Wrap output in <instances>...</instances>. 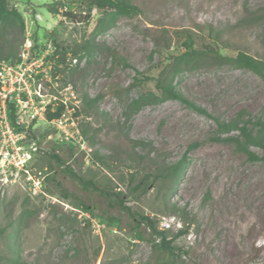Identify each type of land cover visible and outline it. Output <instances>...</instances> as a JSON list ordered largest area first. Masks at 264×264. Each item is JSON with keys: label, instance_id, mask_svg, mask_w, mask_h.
Here are the masks:
<instances>
[{"label": "rangeland", "instance_id": "obj_1", "mask_svg": "<svg viewBox=\"0 0 264 264\" xmlns=\"http://www.w3.org/2000/svg\"><path fill=\"white\" fill-rule=\"evenodd\" d=\"M125 1L141 13L88 11L80 0L9 1L26 28L20 63H0L5 105H14L19 122L16 128L10 125L1 94L0 264H11L14 253L25 264H156L151 244L131 231L129 220L96 194L83 191L62 168L50 172L46 153L58 147L60 154L54 153L75 172L124 192L133 209L152 216L160 229L174 235L182 222L170 214L161 192L152 189L138 201L130 198L129 178L142 174L143 166L129 158L130 147L118 132L85 117L82 97H98L113 123H123L131 102L158 94L155 81L185 53L187 34L196 48L210 46L224 56L241 51L264 60V22L250 21L251 12L264 9V0ZM65 12L91 18L77 24L64 17ZM86 40L104 48L75 57L73 49ZM56 47L71 53L51 59ZM141 76L149 80L136 85ZM174 83L214 116L229 121L244 111V121L251 120L255 131L264 126V82L248 70L209 62L182 65ZM61 105L69 138L63 144L59 138L66 135L45 118L48 106L55 111ZM126 132L152 143L168 161L187 156L184 175L169 200L186 207L191 220L188 233L176 241L182 249L177 264H264V162L250 161L234 144L214 141L219 136L214 120L176 100L144 107ZM250 149L264 155L261 148ZM95 150L114 157L109 168L93 163ZM2 159L23 160L24 167ZM47 175H55L61 187L79 196L92 212L46 191L60 192L57 183H45L40 192L33 180ZM109 216L121 221L112 222Z\"/></svg>", "mask_w": 264, "mask_h": 264}, {"label": "trees", "instance_id": "obj_2", "mask_svg": "<svg viewBox=\"0 0 264 264\" xmlns=\"http://www.w3.org/2000/svg\"><path fill=\"white\" fill-rule=\"evenodd\" d=\"M10 0H0V63L14 62L20 63L19 46L25 39V20L22 14L15 8L9 7ZM81 4L87 6L88 11L93 9L99 12L111 11L113 13L136 16L141 13L136 6L130 5L125 0H80ZM64 17L73 23H84L91 18V15H77L71 12H65ZM251 22H264V9L250 14ZM214 33V32H213ZM214 35V34H213ZM215 39L222 40L221 34L215 32ZM185 53L174 58L171 64H168L158 75L155 81V88L158 94L150 93L142 96L139 99L131 102L125 110V120L123 123H113L109 114L101 110L99 107V98L85 95L81 102L83 112L86 118L101 122V127L111 128L119 133L125 142L130 147L128 156L133 161L143 166L142 174H131L128 184V195L134 201L140 200L146 196L152 189H157L162 193L165 205L169 209L170 214L177 216L182 222L181 228L176 234L171 235L169 230L160 229L158 222L152 216L140 213L129 205L125 200V193L120 190L111 189L95 179L86 178L79 175L75 170L67 164L64 157L56 155L54 152L46 153L48 157V167L50 172L55 168H62V173L69 179L77 182L83 191L96 194L103 202L106 203L109 209H115L119 215H123L129 220L131 231L137 232L143 240L151 244L153 252L157 255L156 264H177V260L181 258L182 249L176 245V241L188 233V225L190 223V215L187 213L186 207L169 202L170 197L176 193V185L183 177L187 167L186 154L176 162L168 161L167 158L161 154L152 143L143 139H133L127 135L126 126L129 124L133 116L141 109L150 105H157L163 102L176 100L182 104L190 107L197 113L209 117L214 120L217 126L219 136L213 138L216 142L226 144H234L239 153L244 154L250 161L264 162V155H259L250 147H257L264 150V126L260 125L259 131H255L250 126L251 120L244 121L246 112H240L237 117L229 121L223 120L220 117L214 116L203 107L197 105L190 100L174 83V79L178 74L182 65L186 67H196L202 63H212L214 65L225 66L230 65L241 69L248 70L257 75L264 82V60L255 58L245 52H238L235 56H224L213 47L206 46L204 48H196L193 37L187 34L186 40L183 44ZM104 47L101 44H95L93 41L86 40L85 44H79L73 49L75 57L79 55L90 54L93 50H101ZM72 51V50H71ZM70 51L62 48L61 52L58 47L53 52L51 59L57 55L61 58L66 57ZM117 58V56L115 55ZM121 61V58H118ZM149 78L141 76L135 79V84L140 85ZM1 88V83H0ZM9 119L16 126L17 116L13 104L8 105ZM65 111V106L61 105L53 111L51 106H48L45 112V118L52 123L55 119L62 116ZM80 114V109H79ZM83 136H86L84 129L81 130ZM234 132L238 134L233 135ZM228 135L222 138L221 135ZM89 145L94 148L95 144L90 142ZM73 151L69 150V157L72 158ZM92 161L101 167L109 168L110 163L114 161V157L110 154H103L98 150L92 151ZM57 183L61 187L60 182L57 181L55 175H47L45 183ZM51 194H59L65 200H71L73 206L77 209H82L84 212H92L91 207L86 204L75 193L62 188L58 192L56 190H46ZM207 197H209L207 195ZM108 220L119 223L121 218L109 216ZM11 264H25L14 253L10 259Z\"/></svg>", "mask_w": 264, "mask_h": 264}, {"label": "built area", "instance_id": "obj_3", "mask_svg": "<svg viewBox=\"0 0 264 264\" xmlns=\"http://www.w3.org/2000/svg\"><path fill=\"white\" fill-rule=\"evenodd\" d=\"M5 81H2V83L4 84V86L2 87L1 86V88H0V95L2 94V98L4 99V103H3V109H4V113L5 114H7V110L9 109L8 108V105H5V99H6V97H7V94H6V89H5V83H4ZM65 110H66V108H65ZM65 112V111H64ZM64 115H65V113H63L62 114V116L61 117H59V118H57V119H55L54 121H52V124H53V126L56 128V130H59V131H61L62 133H64L66 136L65 137H61V138H59V143L60 144H63V143H65V141L67 142V141H69V138H68V132L65 130V128H66V125H65V121H64ZM9 117V116H8ZM9 121H10V119H9ZM10 123V125H13L12 124V122L10 121L9 122ZM16 123H19V122H16ZM14 126V125H13ZM7 127H8V125H7ZM16 128V127H15ZM79 133V132H78ZM78 136V135H77ZM48 139L49 140H52L53 139V136L50 134L49 136H48ZM56 154H60V150H59V148L57 147L56 148V150L54 151ZM2 154H0V156H1ZM13 159H15V158H13ZM2 161H4V163L5 164H10V165H16L17 167H19V166H22V167H24V164H23V160H11V159H2ZM4 164V165H5ZM39 176H42V173H40L39 174ZM47 176H43V177H37L35 180H33L34 181V186H36V188L38 187L39 188V191L40 192H42V190L44 189V186H45V178H46Z\"/></svg>", "mask_w": 264, "mask_h": 264}]
</instances>
